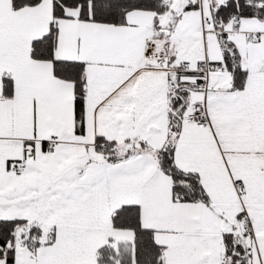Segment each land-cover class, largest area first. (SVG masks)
<instances>
[{"label": "snow or ice", "instance_id": "6c2138e0", "mask_svg": "<svg viewBox=\"0 0 264 264\" xmlns=\"http://www.w3.org/2000/svg\"><path fill=\"white\" fill-rule=\"evenodd\" d=\"M0 264H264V0H0Z\"/></svg>", "mask_w": 264, "mask_h": 264}]
</instances>
